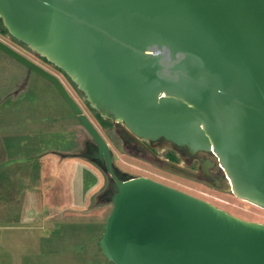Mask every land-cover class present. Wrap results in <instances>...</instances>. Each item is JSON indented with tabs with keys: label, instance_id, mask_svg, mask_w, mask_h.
I'll return each instance as SVG.
<instances>
[{
	"label": "water",
	"instance_id": "obj_1",
	"mask_svg": "<svg viewBox=\"0 0 264 264\" xmlns=\"http://www.w3.org/2000/svg\"><path fill=\"white\" fill-rule=\"evenodd\" d=\"M0 19L101 118L136 140L214 155L232 194L264 209V0H0ZM0 51L52 83L96 143L114 181L99 241L110 263L264 264V224L148 178L121 180L60 79L1 40Z\"/></svg>",
	"mask_w": 264,
	"mask_h": 264
},
{
	"label": "rangeland",
	"instance_id": "obj_2",
	"mask_svg": "<svg viewBox=\"0 0 264 264\" xmlns=\"http://www.w3.org/2000/svg\"><path fill=\"white\" fill-rule=\"evenodd\" d=\"M0 27L5 29L3 23ZM1 28L2 42L60 75ZM25 75V68L0 52V169H19L39 177L37 221L27 226L20 223L25 219L19 217L16 228L1 226L6 228L0 229V264H112L99 244L113 208L111 176L96 161L82 156L89 153L93 139L49 84L32 75L28 84L38 97L32 93L22 97L29 87H21L17 79ZM68 88L110 144L116 165L128 174L145 175V164L114 151L115 128L86 108L89 104L85 96ZM201 166L189 164L184 157L180 168L168 163L164 171L152 170L160 174L156 179L162 184L210 202L242 220L264 224V209L236 198L218 170L213 173L220 184L207 182ZM28 177L23 175L20 184H31ZM0 221L5 223L7 219Z\"/></svg>",
	"mask_w": 264,
	"mask_h": 264
},
{
	"label": "flooded vegetation",
	"instance_id": "obj_3",
	"mask_svg": "<svg viewBox=\"0 0 264 264\" xmlns=\"http://www.w3.org/2000/svg\"><path fill=\"white\" fill-rule=\"evenodd\" d=\"M1 30H6V29H2L1 28ZM8 36L12 40H14L15 42L23 44V43L17 41L16 39H14L10 34H8ZM29 51L32 52L31 50H29ZM0 52L3 53L2 51H0ZM32 53H33V55L37 56V58H39L41 61H43L44 64L52 66L61 75V77H60V75L58 76V75L54 74L56 77H58L60 79L62 84L65 86V88L68 90V92L70 93V95L74 99H75V97L72 95V93H71L70 89L68 88V86L73 88V90H75L76 92H79V94L84 96V94L77 88V86L72 82V80L62 70L57 68L52 63H49L46 59L40 57L36 53H34V52H32ZM3 54H5V53H3ZM6 56L9 57L8 55H6ZM9 58L12 59L11 57H9ZM27 58L30 59L29 57H27ZM12 60L14 62H16L17 64H19L20 66H22L23 68H25V70H26L25 77L24 78L20 77L19 79H17L18 81L22 82L21 87H23L24 85L26 87H29V84H28L29 82L28 81L30 80L32 75H36L39 78H41L42 80H44L47 84H49V86H51V88L60 96V94L58 93V91L56 90V88L54 87V85L52 83H50L46 79L42 78L38 74L34 73L33 71H30L28 68H26L25 66H23L22 64H20L16 60H14V59H12ZM32 61L35 62L34 60H32ZM36 64H38V63H36ZM42 68H44V67H42ZM44 69L47 70L46 68H44ZM32 89H33L32 87H31V89H30V87L28 89H25V90L23 89L24 91L22 93L23 94L22 97L23 98H26V97L28 98L29 93H32L34 95L36 94L35 97H38L37 93L34 90L35 88L33 90ZM62 100H63V98H62ZM76 102L78 103L77 100H76ZM64 103L66 104L65 101H64ZM66 106H68V105L66 104ZM68 108H69V106H68ZM86 108H91V107H90V105H87ZM99 118L102 119V120H105V119H103L101 117H99ZM106 121L108 122L109 125H112L115 128L114 129V135L116 136V147H115L114 151L117 152V154H119L120 156H122L124 158H127V159H129L131 161L141 162V163L145 164V166L148 168L147 170H145V175H139V174L138 175H131V174H128L126 171H123L121 168H119L116 165V159H115L116 158V154H114L112 149H111L114 169H115L116 174L119 176V178L121 180L126 181V180H129V179H132V178L144 177V178H148V179H151V180H154L156 182L161 183L160 181H158L156 179V178L160 177V174L153 173L152 169L164 171L163 168L168 163L170 165H173L175 167L180 168L182 160L185 157L189 164H193V163L195 164L196 163V164H198L200 166L202 164V162L207 163L206 164V168L203 171H200L201 174L205 177L206 181L209 182L210 184L214 183L215 185L216 184L219 185V183L215 180V177H218V176H215V173H213V171L214 170H218L219 173H220L219 177L222 176V172H221V168H220L219 164L217 163V160H216L214 155H211V154H208V153H198L196 155H187V154H185V152H183L182 149L176 148L174 145L168 143L165 140H161V141H158V142H155V143L154 142H149V141H143V140H136L133 136H131L129 134L127 128L123 124H115V123H113L111 121H108V120H106ZM93 143L94 144L92 146H90L89 153L86 154V155H82V156L96 161L106 171L105 165H103L99 160L93 158L94 151H95V149H97V145L94 142V140H93ZM167 145H169L171 147V148H169V150L167 149ZM109 146H110V144H109ZM88 156H90L91 158L88 157ZM209 157L213 158L214 161H216V163L214 162V164H212L213 162L209 159ZM206 171H208V173ZM210 171L212 173H210V175H209ZM147 173H148V175H146ZM113 182L114 181L111 178V183H110L111 189L109 190V193H112V194H114V192H115L114 187L112 186Z\"/></svg>",
	"mask_w": 264,
	"mask_h": 264
},
{
	"label": "crops",
	"instance_id": "obj_4",
	"mask_svg": "<svg viewBox=\"0 0 264 264\" xmlns=\"http://www.w3.org/2000/svg\"><path fill=\"white\" fill-rule=\"evenodd\" d=\"M23 175L29 176L31 184H20ZM38 181L37 173L25 171L23 174L19 169H0V220L7 219L5 223L0 221V229L5 230L6 227H1L5 225H12L16 228L15 226L20 223L29 226L32 225L34 219L37 221L39 209ZM19 217L24 218V222L17 223Z\"/></svg>",
	"mask_w": 264,
	"mask_h": 264
},
{
	"label": "trees",
	"instance_id": "obj_5",
	"mask_svg": "<svg viewBox=\"0 0 264 264\" xmlns=\"http://www.w3.org/2000/svg\"><path fill=\"white\" fill-rule=\"evenodd\" d=\"M0 24L2 25V20H1V19H0ZM1 25H0V26H1ZM97 114H98V113H97ZM98 116L100 117V115H99V114H98Z\"/></svg>",
	"mask_w": 264,
	"mask_h": 264
}]
</instances>
